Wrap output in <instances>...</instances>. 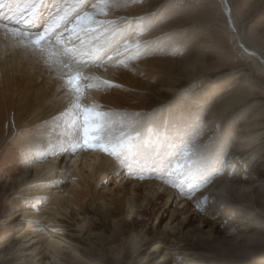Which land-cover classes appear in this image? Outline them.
<instances>
[{"label": "rangeland", "instance_id": "1", "mask_svg": "<svg viewBox=\"0 0 264 264\" xmlns=\"http://www.w3.org/2000/svg\"><path fill=\"white\" fill-rule=\"evenodd\" d=\"M227 2L243 44L220 0H137L130 15L166 17L146 38L176 34L178 47L109 68L104 78L112 71L118 86L90 92L116 114L187 106L209 133L230 134L227 170L194 198L147 172L136 181H155L150 191L106 194L130 178L126 168L99 150L50 155L49 112L31 116L26 101L0 90V264H264V0ZM27 138L42 156L22 159ZM101 158L112 163L109 176L118 168L112 183L92 176ZM202 195L206 209L196 206ZM35 198L38 211L25 203Z\"/></svg>", "mask_w": 264, "mask_h": 264}, {"label": "snow or ice", "instance_id": "2", "mask_svg": "<svg viewBox=\"0 0 264 264\" xmlns=\"http://www.w3.org/2000/svg\"><path fill=\"white\" fill-rule=\"evenodd\" d=\"M136 2L0 0V44L42 64L57 82L63 107L44 124L45 133L57 141L48 145L50 155L57 149L72 154L99 150L130 175L144 178L146 172L157 173L178 195L194 198L229 166L231 138L226 130L209 133L200 112L187 106L152 114H116L90 95L118 86L100 71L107 72L111 66L129 69L179 45L176 34L146 38L166 17L163 13L130 15L128 9ZM188 103L201 105L195 96ZM19 151L25 161L43 155L32 138ZM42 199L25 203L38 211ZM210 203V197L202 195L196 206L206 209Z\"/></svg>", "mask_w": 264, "mask_h": 264}, {"label": "bare ground", "instance_id": "3", "mask_svg": "<svg viewBox=\"0 0 264 264\" xmlns=\"http://www.w3.org/2000/svg\"><path fill=\"white\" fill-rule=\"evenodd\" d=\"M220 3H222L223 8H225V10L229 13L232 30L236 31L235 23L232 18V13L229 10L227 0H220ZM237 35L240 43L243 44L241 35L238 32ZM109 68V70H112V68L114 67L111 66ZM98 74L104 77L103 71H100ZM110 75L111 77L108 78L113 80V76L115 74L111 71ZM57 89V82L50 78L48 72L42 64H39L28 57H25L22 51L19 49L4 47L2 44H0V90L5 94L6 92H9L11 94L14 92V94H16L18 97V101H26L24 102V108H29L31 110V116L36 115L40 117L42 115H45L46 112H49V116L45 117V119H49V117L52 118L54 115H56L57 111L63 107V101L58 99L59 92ZM95 98L98 102H101V99L103 97L95 95ZM6 101L7 103H9V98L6 97ZM99 158L100 157L97 156L96 159L99 160ZM53 162L54 160L49 158L46 164H52ZM54 164L56 163L54 162ZM50 167H52L51 169L53 170L56 168V166L54 165H50ZM38 168H40V166ZM42 168L46 170L49 169V167ZM113 169L114 168L112 167V163L108 159L101 158L99 166L97 168L95 166L93 167L92 176L101 174V177H103L102 182L104 181L105 183L109 184L110 181L111 183L114 182L115 177L119 174L117 168V170L115 169V171L112 172L115 175H113V177L109 176V171ZM128 176H130V178L128 180H125L118 190L110 189L106 191V194L118 195L121 192L120 190H122L126 194L129 192L136 193L138 190H142V188L144 189V191H150L151 187L157 185L155 181L151 183L138 182V180L136 181V179L138 178L137 175L128 174ZM55 193H57L55 194L57 201H60V193L58 191H56ZM124 198H126V196H121L120 201H122ZM59 203H64V200L60 201ZM26 214L27 213H24V216ZM29 218H31V216H29ZM49 246H52V244H49ZM159 247L160 245H156L153 251H156ZM164 258H166V255L164 256Z\"/></svg>", "mask_w": 264, "mask_h": 264}, {"label": "water", "instance_id": "4", "mask_svg": "<svg viewBox=\"0 0 264 264\" xmlns=\"http://www.w3.org/2000/svg\"><path fill=\"white\" fill-rule=\"evenodd\" d=\"M227 14H228V16H229V13L227 12ZM229 21H230V23H231V19H230V17H229ZM245 52H247L246 50H244ZM248 53V52H247ZM251 55H253V54H251Z\"/></svg>", "mask_w": 264, "mask_h": 264}, {"label": "trees", "instance_id": "5", "mask_svg": "<svg viewBox=\"0 0 264 264\" xmlns=\"http://www.w3.org/2000/svg\"><path fill=\"white\" fill-rule=\"evenodd\" d=\"M238 49V51L240 52V53H242V51L239 49V48H237ZM250 58V57H249ZM251 59V58H250Z\"/></svg>", "mask_w": 264, "mask_h": 264}]
</instances>
